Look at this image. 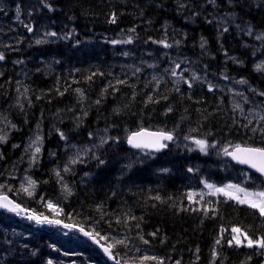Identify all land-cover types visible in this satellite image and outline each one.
<instances>
[{
	"label": "trees",
	"instance_id": "trees-1",
	"mask_svg": "<svg viewBox=\"0 0 264 264\" xmlns=\"http://www.w3.org/2000/svg\"><path fill=\"white\" fill-rule=\"evenodd\" d=\"M9 1L17 5L14 0ZM45 5H50L52 11ZM34 8L48 20L72 24L79 37H91L93 34L97 38L113 40L124 33L133 32L132 39L138 46L136 49L142 52L147 51L142 48L143 45L155 48L160 41H164L171 45L170 53L173 56L188 57L200 67L209 66L215 75L226 71V75L236 79L243 78L245 70L237 64L226 62L220 67L218 60H225V56L230 55L238 57L243 65L247 62L251 67L250 54L256 51L253 47L250 51L252 45L244 46L242 40L245 35L239 32L238 25L252 23L264 31V0H37ZM20 9L22 14L30 13L24 6ZM26 14H23L25 19ZM113 14L115 23L110 22ZM221 17L227 18L229 24H221ZM14 34L17 40L10 37H6V41L0 40V51L6 56L15 55L23 59L35 55L37 51L48 50L58 58L65 57L68 46L64 44L40 46L34 42L31 45L33 39L22 27ZM25 44H30L28 51L24 50ZM103 45L108 47L105 43ZM258 45L260 49L257 52H260L264 46ZM104 56L102 60L94 58L95 64L91 67L90 63L79 66L76 75L72 71L37 68L25 83L28 103L24 108L21 104V108L8 110L3 114V119L9 114L13 115L20 129L24 127V122L31 126L43 124L46 131L45 153L52 150L60 154L64 143L73 141L87 144L90 136L87 133L93 134L98 127L107 129L111 137L118 135V130L134 132L149 128L174 131L177 139L189 136L211 140L214 137L221 142L264 147L261 134L251 140L250 129L253 126L245 128L243 125L247 122L242 123L236 116L232 118L231 104L222 92L199 88L193 93L185 89L178 91L170 82L156 86L147 74H141L136 69H106L112 62L109 60L110 54ZM88 66L91 69L87 70ZM10 78L0 76V93L5 96L15 91V81ZM118 80L126 83L118 84ZM252 83L264 91V76L252 74ZM76 89L83 92V97ZM13 101L10 100L7 106L0 105V111L10 107ZM169 108L171 112H167ZM117 109L119 114L114 111ZM60 132L65 134L67 140L61 139ZM23 135L20 140H17L16 135H11L7 145L1 148L3 156L0 159L4 162L0 163V174L16 172L13 162L16 161L17 152H13L10 158L8 149L23 142L28 131L23 129ZM113 141L104 145L97 155L99 160L105 161L103 165L94 158L70 170L67 177L71 195L60 193L61 184L53 173L54 167L62 163L61 160L50 163L44 155L33 174L38 186L35 196L27 197L19 192L18 183L14 181L9 184L12 193H8V196L24 208L42 213L41 199L55 201L62 210L58 220L91 232L102 244H113L109 236L114 234L125 235L134 242L143 236L149 241L145 245L155 252L153 256L162 258L164 264H176V261H180V264L263 263L261 250L227 244L234 234L231 232L234 226L247 232L252 239L264 237V217L258 211L225 198L198 196L194 200L188 199V193L202 191L200 186L203 178L216 184L233 182L232 176L221 180L222 174L215 172L218 171L217 163L210 157L198 150L189 153L170 146L156 160L126 170L124 157L130 151L124 144L112 146ZM164 168H168L169 173L158 175V171ZM189 168L193 171L189 172ZM87 170L91 171L90 177L84 179L83 172ZM252 179L248 185L264 190L260 178L252 176ZM235 182L239 183L240 180ZM157 195L161 200L154 199ZM206 209L209 210L207 215ZM2 216L6 215L0 213V223L3 221ZM39 237L42 239L46 235ZM218 239L221 240L220 244H216ZM41 241L42 245L39 246ZM43 242L39 240L31 244L29 253L35 252L34 257L26 256V260L22 261L19 254L12 255L0 261V264H47L50 249ZM79 251L81 259L91 256L100 264H109L90 247L79 248ZM126 251V248L116 244L112 254L115 258L119 254L124 257ZM137 263L140 264V260L127 259V264ZM144 264L155 262L145 261Z\"/></svg>",
	"mask_w": 264,
	"mask_h": 264
},
{
	"label": "rangeland",
	"instance_id": "rangeland-1",
	"mask_svg": "<svg viewBox=\"0 0 264 264\" xmlns=\"http://www.w3.org/2000/svg\"><path fill=\"white\" fill-rule=\"evenodd\" d=\"M14 1L17 3L20 2V0ZM35 2H37V0H25L23 2V4H25L23 6L26 7V9L30 11V13H23L27 15V21L25 22V18L23 17V14L21 12L20 21H23V23H21L16 19L15 10L17 5H15L13 2H8V0H0V40L6 41V37H10L13 40H17V36L13 35V33L17 32V30L22 27L23 29H25V33H27L30 39H33L31 45H33L34 42V44H37V40L43 41V43H39L40 46L61 44L67 45L68 48H66L65 57L58 58L50 52H39L36 58L26 59V61H21L19 59H17V61H13L16 62L14 64H16L18 70L16 68H3V70L0 71V74L3 73L4 75L10 76V79L15 81V91H12L6 96L3 93H0V95L2 96L0 97V104H3L8 100H14L10 107L15 106L21 108V104L23 102L26 103L27 92H25L24 90L26 80L31 76L33 71L37 70V68H46L48 70L57 72H66L71 70L75 73L79 70V66L83 65L84 63H90L89 66L91 67L95 64V61H93L94 58L102 60V58L105 57V54H110L111 57H109V60H111L112 63L109 62V64L106 66V69L116 70L117 67L122 68L123 71L139 69L138 72L147 74L148 78L155 82L156 86L160 85L162 82H170V85L178 91L185 89V91L193 93L196 92L198 88L209 90L208 86L209 84H211L213 86V90H216L217 92H222V94L227 96V98L229 99L228 101L231 103L233 109L231 110L232 118L233 116H239L237 119L242 118V120H245L246 122L251 120L252 123L251 125H249L250 128L252 126L253 128L264 126V121H259V116L264 115V102L261 101V97L264 96L259 95V93L264 92L263 90H260L256 87V93H254V91H252V89L247 86V83L240 84V80H236V78L226 75V71L224 73L218 72L215 75L213 74L215 71L209 66L203 65L205 67H200V65H198L196 61H192L188 57H175L170 53V47L166 48L161 43H159L155 48L143 45L142 48L147 51L142 52L140 49H136L138 46L135 45V42L132 39L133 33L131 32L124 33L118 36L117 39L113 40H107L104 38L98 39L93 36H81L79 38L77 37V34L74 30V26L72 24H59L57 23V21L55 23L54 19L48 20V18L45 17L44 14H41V11H34ZM31 18L36 19H34L33 21V19L31 20ZM219 21L223 24H229L227 18L225 17H221ZM24 24H30L33 28V31L29 32L27 28L24 27ZM49 24L53 28L50 27ZM238 28L239 32H247V30L241 26H238ZM52 32H55L56 35H48ZM11 33L12 35H10ZM245 36L247 37H245L242 41H244V46H248L246 45V43L249 36L247 34H245ZM257 37H261L260 39L262 40L264 38V32H262L261 35H258ZM129 38H131V43H112V41H124ZM103 43L107 44L108 47L106 48ZM260 44L264 46V43L260 42ZM25 45H28V49L30 44ZM252 47L256 50L253 54V56L255 57L254 61L256 66L264 64V50L260 53L257 52L260 49V45H258L257 42H255L249 48ZM125 53H127V55H125ZM176 63L180 64V68L176 69L177 76H172L171 69L175 67ZM215 64L216 62L214 63V65ZM223 64H225V60H221L220 58L218 60V65L221 67ZM36 65H38L39 67H37ZM89 66L87 67V70L91 69L89 68ZM166 69L168 71H166ZM181 73L182 76L180 75ZM193 73H195L196 76L199 77V79L193 81ZM153 77H155V79H153ZM225 77H227V79ZM185 80L192 84L191 88L188 87V84L185 83ZM236 105H239L240 107H236ZM22 108H24V105L22 106ZM241 108L243 109V112H241ZM7 111L8 108H2L0 111V135L7 136L6 142L0 143V150L1 147L4 146L7 141H9L10 133L14 132V128L12 127V125L10 126L11 123H9V119H3L2 117L4 113H7ZM8 117L13 118V115H9ZM245 117H247V119ZM25 123L26 122H24V124ZM118 131H120L118 135H116L115 137H111L108 136V131L98 129L95 131V133L92 134V136L88 138L89 142L87 144L71 143L64 147V149L62 150L61 157V159H63L62 164L60 166L55 167V170H53V173L56 177V172H60V177H57L61 184L60 188L62 192L60 193H62L63 195H69L68 192L64 189L65 184L68 186L69 189H71L70 181L67 177L71 171L64 172L63 169L65 168V166L71 169L75 166L83 164V161L87 160L88 158L94 159L95 157H97L99 151L103 148V146H99L100 136L115 138L113 139L114 141L111 144L112 146L117 147L121 144H125L129 132H127L126 130ZM258 133L259 132L255 133L254 135ZM37 136H39L41 139L38 144H34L33 141L36 140ZM111 140L112 139H109L108 143ZM176 143L177 144L173 146L174 148H178L185 151H192L194 149L199 150V148L192 142L191 139L185 140L182 137ZM44 145L45 142L42 139V135L35 134L24 144L18 143V145H15L8 149L10 158L13 156V152L15 150H19L17 155L19 159L14 161L13 164H15L14 166L16 168L15 171L20 185V192L28 196H31L36 192V183L34 187H29L28 179L30 178L34 181L32 171H34V167L37 164V161L41 159L44 155ZM94 145H96V147H93ZM37 146L41 149L39 152L40 154L35 153V148ZM224 147H228V145L221 146L219 144H216V147H211V150L212 148L215 150L216 158H218L220 162L226 159V155H224L223 153ZM89 148H91L92 150L85 151V149ZM230 149L231 147H229V150ZM34 153L35 161H33ZM78 153V159L82 162L71 164L70 160L74 157H77ZM48 156L50 160L49 162H52L56 160L57 153H49L47 155V159ZM153 160H156V157L148 155L147 153H129L127 157H124L123 164L126 167V170H130L134 166L142 165L147 161L151 162ZM3 162L4 161L0 159V163ZM128 165L132 166L128 167ZM90 172L91 171L89 170L84 171V177L82 176V178L86 179L90 177ZM215 172L217 173L218 171ZM223 176L227 177L228 174L224 173ZM2 178L5 179L3 180ZM8 180L9 176H7V174H0V194H3L5 188L8 187ZM248 182L249 176L245 175L240 186L247 189L249 192L261 191L256 186L247 187L246 184ZM22 185L23 187H21ZM225 185L226 184L217 185V187H223ZM24 188H28V191H24ZM205 188L202 186V191L195 194L192 200L198 198V196H202L203 194L206 195V190L208 193H212L211 190ZM29 192H31L32 194L29 195ZM215 196L224 197L221 194H215ZM49 202H51L55 206V210L49 209L47 207ZM40 207L41 210H44V212L36 213L34 211L33 214L40 216L41 218L50 216L53 219H57L56 217L62 215V210L60 206L53 201L43 200L40 204ZM28 216L29 215H27L26 217L18 216V218L4 219L5 223H2V225L0 226V261H5L10 256L17 254H19L20 260L22 261L26 260V256L34 257L36 254L33 255V253H29V248L31 247V244L33 242L35 243L39 240H43V243H47L46 248L50 249L49 260H51L53 264H100L91 256H87L85 257V259H81L79 254V248H84L85 246H87V243L84 239L75 235L73 232H67L64 228L52 229L51 225H48L47 223H44V225H42V223H37L35 219L31 221L30 219H28ZM39 235L47 236L40 239ZM116 239H122L125 241V244L121 246L123 248H126L127 250L125 252L126 257L122 258V255L119 254L118 259L121 261H126L127 259L140 260L141 256L154 255V252L148 249L145 244L142 243L141 240L134 242L132 240H129L125 235L119 234H114L110 236V240L112 243H114ZM241 239L243 240V237H241ZM244 244L246 245V241H244L240 245V247ZM40 245H42V241L39 243V246ZM137 248L140 251H137ZM255 249L257 251L261 250L262 252H264V249H260L258 247Z\"/></svg>",
	"mask_w": 264,
	"mask_h": 264
},
{
	"label": "snow or ice",
	"instance_id": "snow-or-ice-1",
	"mask_svg": "<svg viewBox=\"0 0 264 264\" xmlns=\"http://www.w3.org/2000/svg\"><path fill=\"white\" fill-rule=\"evenodd\" d=\"M210 2H214V0H210ZM46 7H48L49 11H52V8L50 5H45ZM20 15H21V9L19 6H17L16 8V19L18 21H20ZM115 14H113L112 19L110 22L115 23ZM21 23H23V21H20ZM24 27L27 28V30L29 32L33 31V28L30 24H24ZM227 29H225L226 31ZM134 31V30H133ZM48 35H52L55 36L56 33L52 32L49 33ZM258 39L261 37H257ZM37 44L39 43H43V41L41 40H37L36 41ZM113 44H117V43H131V38L124 40V41H112ZM159 43L163 44L164 47H171V45L165 43L164 41H160ZM179 43V42H177ZM201 47H204V43L201 44ZM125 55H127V53H125ZM5 60V53L0 51V61H4ZM180 68V64L176 63L175 67L171 69V75L172 76H177V71L176 69ZM257 71H264V64H260L256 66ZM137 71H139V69H137ZM166 71H168L166 69ZM182 76V73L180 74ZM227 79V77H225ZM89 79H91V77H89ZM153 79H155V77H153ZM199 79V77L196 76L195 73H193L192 75V80L195 81ZM118 84H123L126 83V81H117ZM185 83L188 84V87L191 88L192 84L189 83L187 80H185ZM240 84H246L247 81L246 80H240L239 81ZM209 91L213 90V86L211 84H209ZM76 91L78 93H80L81 97H83V92L80 89H76ZM106 91V90H105ZM252 91H255V89H252ZM61 95H63V93H60ZM239 94V93H238ZM259 95L264 96V92L259 93ZM246 99V98H245ZM149 101L152 102V98L149 97ZM158 102V101H155ZM97 104L100 103L99 100L96 101ZM236 107H240L239 105H236ZM116 112V114H119V110H114ZM172 109L169 108L167 110V112H171ZM167 112L165 114H167ZM241 112H243V109L241 108ZM85 115H87V113H85ZM247 119V117H245ZM6 119V118H5ZM259 121H264V115H260L259 116ZM10 123V122H9ZM252 121L249 120L247 124L243 125V127L245 128H249V125H251ZM13 128H15V125H12ZM253 134L259 132L262 136H264V126H260V127H256V128H251L250 129ZM105 131H107V129H105ZM60 137L63 140H67V137L65 136V134L63 132H60ZM90 136H92V133L89 134ZM174 131H165L163 129L155 131V132H149L147 130L141 129L138 132H134L132 133L130 136L127 137V143L135 149H141V150H154L156 152L161 151L164 148H167V142L173 141L174 140ZM40 137L37 136L36 140L33 141L34 144H38L40 141ZM109 139H115V138H110V137H105V136H100L99 140H100V144L99 146H103L104 144L108 143ZM185 140H189L191 139L192 142L199 148V150L202 153L207 154V151L210 147H216L215 144H209L207 139H198L195 137H189V136H185L184 137ZM7 140V136L6 135H0V143L6 142ZM74 147V146H73ZM93 147H96V145H94ZM229 147H231V151H229ZM40 147H36L35 148V153H39L40 152ZM92 149H85V151H91ZM35 153L33 154V161H35ZM223 153L226 156H230L233 160H235L238 164H246L248 165L250 168L255 169L256 172L260 173L262 176H264V147H257V146H242L240 144H236V145H229L228 147H224L223 148ZM150 154V152H149ZM79 157V153L77 154V157H74L70 160L71 164H75L78 162H82L78 159ZM97 160H99V157H95ZM105 163V161L103 160H99V164L103 165ZM128 167H131V165H128ZM64 172H69L70 168L65 166V168L63 169ZM164 171H167L166 169ZM189 172L193 171V169L189 168L188 169ZM57 177H60V172L57 171L56 172ZM62 179V177H61ZM205 183V187L208 188L209 190H211L212 194H221L224 197H226L229 200H233L236 203L240 204V205H247L248 207L258 211L259 215L261 217H264V191H259V192H249L247 189L241 187L240 185H236V184H227L223 187H217L214 184H209L207 182ZM28 186L29 187H34L35 186V181L31 180L30 178L28 179ZM23 187V185L21 186ZM64 189L68 192L69 195H71V189L68 188V186L65 184L64 185ZM24 191H28V188H24ZM32 193L29 192V195H31ZM242 194V195H241ZM195 195V193H188L187 197L189 200L193 199V196ZM154 199L156 200H161L160 196H156L154 197ZM47 207L49 209H53L55 210V206L49 202ZM0 208H4L7 209L8 211L11 212H16L17 214H19L18 210L20 209V205L19 204H13L11 201L8 200L7 196H0ZM209 210L206 209L205 210V215H207V212ZM28 219L32 220L35 219L37 223H48V224H60L61 222L59 220H50L47 217H43L41 218L40 216H36V215H32V216H28ZM132 219H135V217H132ZM119 223V220L117 221ZM65 228H71L72 225H64ZM80 231H84L83 228L80 229ZM221 231H225V229H221ZM231 232L234 233L235 235H233L231 237V239H229L227 241L229 246H232L233 241L235 242L236 246H240L244 241H246V246L251 248L253 246H256L260 249H264V237H260L257 239H252L251 237L248 236L247 232H242L241 229L239 227H232ZM85 236H89V237H93V234L91 232H84ZM98 235V234H97ZM152 235H155V233H152ZM241 237H243V240L241 239ZM101 239H105L107 240L108 237H101ZM139 239L144 243V244H148L149 241L145 240L143 238V236H140ZM98 243V241H97ZM221 240L218 239L216 241V244H220ZM116 244H120L123 245L125 244V241L122 239H116L114 241L113 244L108 245V247H104V252L107 253L110 258H114L112 257V248L115 247ZM137 251H140L138 248L136 249ZM33 255H35V252H33ZM213 255L215 256L216 253L215 251L213 252ZM145 261H154L155 264H164V261L162 258L156 257V256H148V255H144L140 257V264H144ZM47 264H53V262L51 260H49L47 262ZM117 264H119V262L117 261ZM176 264H180V261H176Z\"/></svg>",
	"mask_w": 264,
	"mask_h": 264
},
{
	"label": "water",
	"instance_id": "water-1",
	"mask_svg": "<svg viewBox=\"0 0 264 264\" xmlns=\"http://www.w3.org/2000/svg\"><path fill=\"white\" fill-rule=\"evenodd\" d=\"M149 132H151V131H149ZM172 141H170V142H167V143H171ZM126 146H127V148L128 149H130V150H135V151H139V150H141V149H135V148H132L128 143H126ZM167 150V148H164V149H162L161 151H159V152H156V151H154V150H144V151H147V152H150V153H154V154H161V153H163L164 151H166ZM230 157V156H229ZM230 159L236 164V165H238V166H240V167H246V168H248V169H251L253 172H255L256 174H258L259 176H261L263 179H264V176H262L260 173H258V172H256L255 171V169H252V168H250L248 165H246V164H238L235 160H233L231 157H230ZM8 200L9 201H11L13 204H15L11 199H9L8 198ZM7 211L9 214H17L16 212H11V211H8L7 209H4V208H0V211ZM18 212H19V214H22V215H27V214H31V212H29V211H26V210H24L23 208H21L20 207V209L18 210ZM55 225H57V224H55ZM58 226H61V227H63V228H65L64 227V225H61V224H58ZM65 229H68V230H70V229H73L72 227L71 228H65ZM81 232V234H82V236L89 242V243H91V245L93 246V247H95V249L98 251V252H100L102 255H104V257L109 261V263L110 264H116V262H115V260H114V258H110V256L107 254V253H105L104 252V247H106V246H103V245H101L100 243H99V241L96 239V238H92V237H89V236H85L84 235V232L85 231H80ZM97 241H98V243H97Z\"/></svg>",
	"mask_w": 264,
	"mask_h": 264
},
{
	"label": "flooded vegetation",
	"instance_id": "flooded-vegetation-1",
	"mask_svg": "<svg viewBox=\"0 0 264 264\" xmlns=\"http://www.w3.org/2000/svg\"><path fill=\"white\" fill-rule=\"evenodd\" d=\"M248 26L250 27V29L252 30V33L254 35L255 34L261 35V33L263 32V30L256 28L252 23H248ZM240 64H242L241 61H240ZM250 66L251 67H249V65H248L247 62L245 63V68H243L242 70H245L246 73H245V75H244L243 78H240V80H246L247 81V86H249L250 89H256L255 88L256 86H253V83H252V74H256V75H259V76H264V71H257V70H255V73H253L254 70L252 68L253 67L252 62L250 63ZM262 87H264V85ZM254 93H256V91H254ZM261 101L264 102V97H261Z\"/></svg>",
	"mask_w": 264,
	"mask_h": 264
},
{
	"label": "bare ground",
	"instance_id": "bare-ground-1",
	"mask_svg": "<svg viewBox=\"0 0 264 264\" xmlns=\"http://www.w3.org/2000/svg\"><path fill=\"white\" fill-rule=\"evenodd\" d=\"M25 0H20V2H19V4H21L22 6L23 5H25V4H23V2H24ZM246 1V0H245ZM8 2H9V0H8ZM17 8V7H16ZM56 10V9H55ZM221 11V10H220ZM224 12V11H223ZM64 14H65V12H64ZM61 17H62V15H61ZM234 18V17H233ZM235 19H236V17H235ZM239 19V18H238ZM238 21V20H237ZM55 23H56V20H55ZM235 23V22H234ZM60 26V25H59ZM237 26V25H236ZM121 30V29H120ZM260 32V31H259ZM133 33V32H132ZM134 33H135V31H134ZM168 33H169V31H168ZM261 33V32H260ZM91 34V33H90ZM4 36V35H3ZM92 36H93V34H92ZM94 37V36H93ZM96 37V36H95ZM257 37V36H256ZM164 38V37H163ZM9 39V38H8ZM167 39V38H166ZM257 39V38H256ZM260 39V38H259ZM261 40V39H260ZM260 42H262V43H264V38L260 41ZM255 43V41L253 40V39H249L248 41H247V45L248 46H251V45H253ZM177 44V43H176ZM15 46H17V45H15ZM27 46L28 45H24V50H27ZM250 49V51L252 50V48H249ZM17 50V49H16ZM23 50V51H24ZM12 51V50H11ZM28 51V50H27ZM194 52V51H193ZM69 54V53H68ZM250 56H252L253 58H255L254 56H253V54H250ZM69 57V56H68ZM190 59V58H189ZM191 60V59H190ZM214 63H215V61H214ZM213 63V64H214ZM65 64V63H64ZM65 66V65H64ZM59 68V67H58ZM17 69V68H16ZM18 70V69H17ZM62 72V71H61ZM57 73V72H56ZM148 73V72H147ZM142 74V73H141ZM43 75V74H42ZM44 76V75H43ZM45 77V76H44ZM229 100V99H228ZM230 103V102H229ZM228 103V104H229ZM71 126V125H70ZM93 128H95L94 126H93ZM92 128V129H93ZM76 129V128H75ZM91 129V128H90ZM89 131V130H88ZM93 132V131H92ZM74 133V132H73ZM95 133V132H94ZM77 134H80V133H77ZM88 135L90 134V133H87ZM74 135V134H73ZM72 135V136H73ZM75 136V135H74ZM78 136V135H77ZM256 139V138H255ZM261 141H262V139H261ZM53 142V141H52ZM252 142V141H251ZM255 142V141H254ZM263 142V141H262ZM55 143H57V142H55ZM54 143V144H55ZM58 146V145H57ZM68 150V149H67ZM40 154V153H39ZM45 159V158H44ZM124 165V164H123ZM141 166H143V165H141ZM144 167H146V165L144 166ZM153 168V167H152ZM158 168V167H157ZM163 168V167H162ZM215 168V167H214ZM160 172V171H159ZM86 174V173H85ZM142 174V173H141ZM151 174V173H150ZM159 175V174H158ZM137 176V175H136ZM32 177V176H31ZM3 179V178H2ZM130 179V178H129ZM157 179H159V178H157ZM12 182V181H11ZM21 183V182H20ZM188 202H189V200H187ZM55 202V201H54ZM254 210V209H253ZM57 218V217H56ZM38 229V228H37ZM149 240V239H148ZM228 244V243H227ZM150 246V245H149ZM228 246V245H227ZM221 247V246H220ZM229 247V246H228ZM155 253V252H154ZM157 255V254H156ZM159 255V254H158ZM14 258V257H13ZM22 258V257H21ZM27 258V257H26ZM198 258V257H197ZM25 260V259H24ZM29 260H32V258L31 259H29ZM167 260V259H166ZM169 260V259H168ZM135 261V260H134ZM199 261V260H198ZM19 262H20V260H19ZM22 262V261H21ZM170 262V261H169ZM175 262V261H174Z\"/></svg>",
	"mask_w": 264,
	"mask_h": 264
}]
</instances>
